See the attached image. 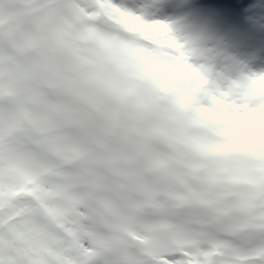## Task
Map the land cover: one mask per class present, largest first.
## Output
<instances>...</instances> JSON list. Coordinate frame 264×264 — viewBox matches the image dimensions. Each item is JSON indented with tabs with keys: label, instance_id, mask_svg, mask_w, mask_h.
<instances>
[{
	"label": "snow or ice",
	"instance_id": "1",
	"mask_svg": "<svg viewBox=\"0 0 264 264\" xmlns=\"http://www.w3.org/2000/svg\"><path fill=\"white\" fill-rule=\"evenodd\" d=\"M134 3L0 0V264H264V72Z\"/></svg>",
	"mask_w": 264,
	"mask_h": 264
},
{
	"label": "bare ground",
	"instance_id": "2",
	"mask_svg": "<svg viewBox=\"0 0 264 264\" xmlns=\"http://www.w3.org/2000/svg\"><path fill=\"white\" fill-rule=\"evenodd\" d=\"M240 1L245 6L246 18H255L253 22L247 21L248 28L242 34L224 29L202 31L195 25L178 22L165 0H135L134 6L143 10L148 19L167 22L191 53V61H204L212 74L229 80L242 73L264 72V0Z\"/></svg>",
	"mask_w": 264,
	"mask_h": 264
},
{
	"label": "rangeland",
	"instance_id": "3",
	"mask_svg": "<svg viewBox=\"0 0 264 264\" xmlns=\"http://www.w3.org/2000/svg\"><path fill=\"white\" fill-rule=\"evenodd\" d=\"M126 2H128V0H126ZM135 5H136V4H135ZM134 7H136V6H134ZM244 8H245V6H244ZM246 19H247V21H249V23H250V21H251V22L255 21V18L247 17ZM198 61H199V60H198ZM192 62H193V61H192ZM193 63H194V62H193ZM194 64L197 65V66H199V65H203V66H205V67H207V68H209V69L211 70V68L209 67V65H208L206 62H204V61H199V62L194 63ZM257 66H260V64L257 65ZM211 72H212V70H211ZM213 75H214V73H213Z\"/></svg>",
	"mask_w": 264,
	"mask_h": 264
},
{
	"label": "clouds",
	"instance_id": "4",
	"mask_svg": "<svg viewBox=\"0 0 264 264\" xmlns=\"http://www.w3.org/2000/svg\"><path fill=\"white\" fill-rule=\"evenodd\" d=\"M255 87L258 91L264 92V82L257 81L255 84Z\"/></svg>",
	"mask_w": 264,
	"mask_h": 264
}]
</instances>
